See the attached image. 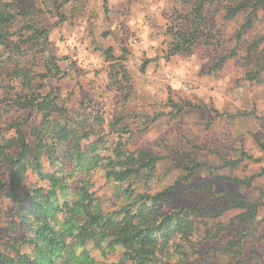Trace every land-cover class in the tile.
Here are the masks:
<instances>
[{
    "label": "rangeland",
    "instance_id": "1",
    "mask_svg": "<svg viewBox=\"0 0 264 264\" xmlns=\"http://www.w3.org/2000/svg\"><path fill=\"white\" fill-rule=\"evenodd\" d=\"M195 1L0 0V10L11 14L1 27L8 43L0 45V98L51 93L54 117L92 131L84 145L99 139L102 155L121 147L137 164L152 161L130 182L108 178L101 166L84 173L103 211L120 208L137 193L168 190L172 198L163 203L164 212L174 206L200 212L190 239L176 237L153 264H236L238 249L243 264H264V204L244 223L235 221L238 208L218 214L232 195L255 199L264 190V73L247 77L264 66V9L245 26L249 8L225 15L227 6L244 0H205L212 42L201 36L189 51L167 56L175 32L190 29L172 17L188 16ZM6 107L1 132L12 135L10 123L21 119L30 135L39 114ZM42 165L53 171L47 156ZM80 174L66 179L65 200L74 197ZM231 178H251V185ZM25 184L48 187L31 170ZM12 208L9 199H0L3 239L22 232L12 223ZM238 234L234 251L225 252ZM107 244L87 248L98 262L118 260L124 248Z\"/></svg>",
    "mask_w": 264,
    "mask_h": 264
},
{
    "label": "trees",
    "instance_id": "2",
    "mask_svg": "<svg viewBox=\"0 0 264 264\" xmlns=\"http://www.w3.org/2000/svg\"><path fill=\"white\" fill-rule=\"evenodd\" d=\"M204 1L196 0L188 16L172 17L175 23L187 21L190 29L175 32L167 56L189 51L201 36L206 37V43L212 42L202 14ZM245 8H249L245 23L248 26L258 9H264V0L254 3L244 0L238 5H229L225 15L233 16ZM10 19L8 11L0 10V45L8 43L7 32L1 27ZM219 43L217 39L215 45ZM263 71L264 66L247 77L254 78ZM123 76L127 82L125 72ZM25 81L29 83L31 80ZM23 94L13 99L0 98V123L2 114L8 112L6 106L26 107L39 114L30 135L22 129L25 121L21 119L10 123L13 134L8 137L0 127V199L7 198L13 204L12 223L17 222L22 231L17 238L0 237V264H153L158 252L176 237L182 241L190 239L196 230L194 219L200 212L186 206H174L164 212L163 203L172 198L168 190L154 195L137 193L120 208L103 211L89 191L84 173L101 166L108 178L120 183L130 182L140 174L142 168L148 170L152 161L144 163L145 166L143 162L137 164V157L125 154L121 147L114 149V155H102L98 150L99 139L87 145L82 143L90 139V129L86 130L82 125L71 127L53 116L50 110L53 101L51 93L46 96ZM261 148L264 151V144H261ZM44 156L50 160L52 172L44 171ZM226 164L231 168L236 166L235 161ZM28 170L41 181L46 180L48 187L27 186L25 177ZM78 172L81 174L73 192L74 197L65 200L66 179ZM231 180L237 185H251V178ZM232 196L234 199L231 203L218 214L231 207L238 208L240 213L235 217L237 223L252 221L264 204V190L260 198L255 199ZM239 240L240 234L229 240L224 251H234ZM103 241H108L107 246L111 250L116 244L124 248L118 260L98 262L90 255L87 245L93 243L94 247L103 248ZM23 245L29 251H21ZM6 247H12L14 254L11 255ZM77 247L82 249L77 251ZM238 250L234 254L236 264H243Z\"/></svg>",
    "mask_w": 264,
    "mask_h": 264
}]
</instances>
